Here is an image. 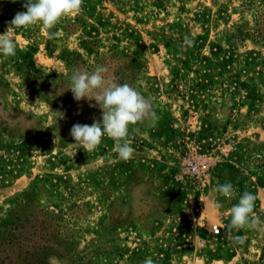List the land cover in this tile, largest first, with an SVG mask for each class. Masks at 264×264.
<instances>
[{
    "label": "rangeland",
    "instance_id": "1",
    "mask_svg": "<svg viewBox=\"0 0 264 264\" xmlns=\"http://www.w3.org/2000/svg\"><path fill=\"white\" fill-rule=\"evenodd\" d=\"M23 11L0 0V34ZM259 38L264 0H83L50 30L16 28L36 53L34 67L0 54V264H264ZM97 65L158 117L129 126L127 161L107 135L87 153L70 145L74 124L102 123L94 98L67 90ZM228 182L236 197H209ZM245 191L262 223L228 233Z\"/></svg>",
    "mask_w": 264,
    "mask_h": 264
},
{
    "label": "clouds",
    "instance_id": "2",
    "mask_svg": "<svg viewBox=\"0 0 264 264\" xmlns=\"http://www.w3.org/2000/svg\"><path fill=\"white\" fill-rule=\"evenodd\" d=\"M15 2V0H13ZM83 0H26L23 7L26 11L17 12L9 22L4 34H0V54L4 57L16 55L14 30L20 27L41 25L44 29L54 28L62 18L79 14L82 11ZM49 38L55 33L49 32ZM193 41L185 37V44L191 46ZM73 94L76 101L82 99H95L102 109V123L93 122L91 125L76 123L70 130L75 143L70 144L83 148L85 152L94 151L107 135L115 142L114 152L118 160L127 161L132 158L134 148L127 139L129 126L143 123L148 120L155 122L158 117L153 111L151 100L145 98L140 92L128 83H113L108 76V69L103 65L95 66L93 71L75 69L70 75V87L67 89ZM115 161L110 160L109 163ZM217 194L229 200L237 196L232 183L218 184L209 192V197L215 200ZM256 196L245 191L239 196L238 203L230 209V222L221 227L228 233L233 230L257 229L261 225L259 217L255 214ZM217 209L222 207L219 202L214 205ZM217 233L219 228L216 229ZM233 243L243 244L242 236L231 237ZM143 264H154L151 258H146Z\"/></svg>",
    "mask_w": 264,
    "mask_h": 264
},
{
    "label": "trees",
    "instance_id": "3",
    "mask_svg": "<svg viewBox=\"0 0 264 264\" xmlns=\"http://www.w3.org/2000/svg\"><path fill=\"white\" fill-rule=\"evenodd\" d=\"M10 2H13V0H8ZM115 3H120L123 0H112ZM26 2V0H15V2L13 3H22L24 4ZM264 39V38H263ZM263 39L258 40V42H261ZM36 53V49H34L32 46L28 47L25 50H21L18 45L16 44V55L15 56H10L9 58H11L12 61H16V63H18L20 66L22 65L21 63L25 64L28 67H34V63H33V57Z\"/></svg>",
    "mask_w": 264,
    "mask_h": 264
}]
</instances>
